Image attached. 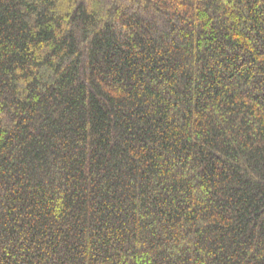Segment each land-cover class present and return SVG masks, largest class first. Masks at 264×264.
<instances>
[{"label": "trees", "instance_id": "16d2710c", "mask_svg": "<svg viewBox=\"0 0 264 264\" xmlns=\"http://www.w3.org/2000/svg\"><path fill=\"white\" fill-rule=\"evenodd\" d=\"M0 264H264V0H0Z\"/></svg>", "mask_w": 264, "mask_h": 264}]
</instances>
